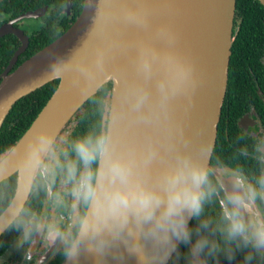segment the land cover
<instances>
[{"label":"clouds","instance_id":"1","mask_svg":"<svg viewBox=\"0 0 264 264\" xmlns=\"http://www.w3.org/2000/svg\"><path fill=\"white\" fill-rule=\"evenodd\" d=\"M122 20L146 23L132 10ZM134 71L117 89L105 49L87 45L51 61L41 78L68 81L95 119L78 135L36 120L10 153L0 150V237L16 233L11 248L25 264L37 243L64 264H236L238 255L264 264V135L238 153L256 171L219 157L210 167L212 142L193 149L171 127L191 67L141 43Z\"/></svg>","mask_w":264,"mask_h":264},{"label":"water","instance_id":"2","mask_svg":"<svg viewBox=\"0 0 264 264\" xmlns=\"http://www.w3.org/2000/svg\"><path fill=\"white\" fill-rule=\"evenodd\" d=\"M257 1L264 7V0ZM70 7L71 1L66 0L65 11ZM235 7L236 0H84L80 15L61 36L2 76L0 129L19 99L52 82L41 78L51 61L57 57L66 58L84 45L89 51L107 50L125 23L122 20L124 10H132L146 18L145 26L139 28L140 44L147 43L159 53L171 52L191 67V83L170 106L175 137L189 140L193 149L211 141L214 149L228 81ZM43 11L27 12L17 20L37 18ZM162 30L171 39L161 35ZM7 33H13L22 42L11 60L10 69L26 48L28 39L10 24L0 27V37ZM111 80L118 89V76L112 74ZM76 93L68 81H58L31 125L39 120L47 128L63 131L86 103L79 100ZM82 264H91V260L84 259Z\"/></svg>","mask_w":264,"mask_h":264},{"label":"trees","instance_id":"3","mask_svg":"<svg viewBox=\"0 0 264 264\" xmlns=\"http://www.w3.org/2000/svg\"><path fill=\"white\" fill-rule=\"evenodd\" d=\"M70 1V15L66 16L63 13L66 0H0V19L14 18L43 7L49 8L45 25L39 28L34 37L30 39L28 48L19 57L17 66L61 36L74 23L81 13L84 0ZM12 56L13 52H8V49H5L3 53L0 52V74L3 71L2 67L8 63ZM257 56L259 58L264 57V7L257 0H236L228 81L223 102L224 108L227 103H233L236 106L240 103L239 88L236 85L237 80H247L246 72L242 70V64L253 62L254 57ZM250 66L253 67V65ZM57 85L58 81L49 82L22 97L13 105L0 129V150L5 155L10 152L30 127ZM92 109L93 106L86 101L65 128L70 125L74 126L73 135L86 131L95 119ZM34 207L37 210L41 209L42 204L39 200L34 201ZM208 211L212 213L211 209ZM192 226L195 227L194 224ZM13 234L15 233H8L0 237V240L10 238ZM181 251H185L183 245H181ZM240 259L241 257L238 255L236 264ZM221 261L222 264H228L223 257H221ZM181 264H183V261Z\"/></svg>","mask_w":264,"mask_h":264},{"label":"flooded vegetation","instance_id":"4","mask_svg":"<svg viewBox=\"0 0 264 264\" xmlns=\"http://www.w3.org/2000/svg\"><path fill=\"white\" fill-rule=\"evenodd\" d=\"M65 8L66 3L63 13L69 16L70 9L66 12ZM40 9H44V11L37 18L17 20L20 18V15L14 18L0 19V27L10 24L13 30H20L23 36H26L28 39L26 48L16 57L15 63L11 65L9 69L13 56L22 47V42L13 33H7L0 37L2 41L0 44V52H5V49H8V52H13V56L8 63L2 67L3 71L0 74V81L7 70H9L10 73L19 66H17L19 57L27 50L30 39L34 37L39 28L45 25V19L46 16H48L49 8L43 7ZM250 65H253V67ZM242 70H245L247 80H237L236 85L239 88L240 103H238V106L233 103H227L225 108L222 104L217 125L214 158L210 160V167L215 165V157H219L226 165L238 163L245 167L246 170H257L254 160L239 156L238 153L239 149L245 144H247L249 150H251L253 138L264 135V57L259 58V56H257L254 57L253 62L242 64ZM244 133L248 135L242 138V134ZM15 236L16 233L10 238L2 240L3 246L0 247V258H3L4 264H25L21 254L13 251L11 248ZM39 259H43L44 264H64L63 258L55 254L51 248L37 243L36 247L33 249L32 264H36Z\"/></svg>","mask_w":264,"mask_h":264},{"label":"bare ground","instance_id":"5","mask_svg":"<svg viewBox=\"0 0 264 264\" xmlns=\"http://www.w3.org/2000/svg\"><path fill=\"white\" fill-rule=\"evenodd\" d=\"M139 28L138 25L124 23L112 44L105 50L111 73L116 74L118 78L121 76L127 79L136 78L134 61L137 46L140 44ZM119 82L121 83L120 79ZM73 89L76 91L75 88Z\"/></svg>","mask_w":264,"mask_h":264},{"label":"rangeland","instance_id":"6","mask_svg":"<svg viewBox=\"0 0 264 264\" xmlns=\"http://www.w3.org/2000/svg\"><path fill=\"white\" fill-rule=\"evenodd\" d=\"M29 19H33V18H29Z\"/></svg>","mask_w":264,"mask_h":264}]
</instances>
